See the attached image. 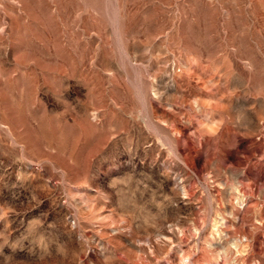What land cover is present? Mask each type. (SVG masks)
<instances>
[{
    "label": "rangeland",
    "instance_id": "1",
    "mask_svg": "<svg viewBox=\"0 0 264 264\" xmlns=\"http://www.w3.org/2000/svg\"><path fill=\"white\" fill-rule=\"evenodd\" d=\"M0 264H264V0H0Z\"/></svg>",
    "mask_w": 264,
    "mask_h": 264
}]
</instances>
